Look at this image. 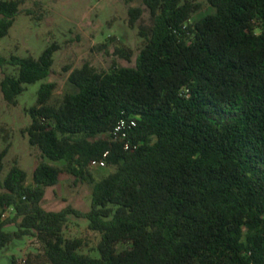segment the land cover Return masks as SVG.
<instances>
[{"label": "trees", "instance_id": "trees-1", "mask_svg": "<svg viewBox=\"0 0 264 264\" xmlns=\"http://www.w3.org/2000/svg\"><path fill=\"white\" fill-rule=\"evenodd\" d=\"M142 1L152 24L134 66L85 62L58 103L54 82L39 85L25 128L42 157L31 184L16 163L3 175L0 151V250L31 235L41 252L28 264H264V0H206L214 10L193 21V0ZM20 2L0 0V39ZM142 11L129 8L130 25ZM57 48L0 55L16 69L0 80L6 102L48 76ZM101 158L114 169L95 180ZM62 171L92 184L87 211L42 207ZM69 215L100 234L96 255L64 237Z\"/></svg>", "mask_w": 264, "mask_h": 264}, {"label": "rangeland", "instance_id": "rangeland-1", "mask_svg": "<svg viewBox=\"0 0 264 264\" xmlns=\"http://www.w3.org/2000/svg\"><path fill=\"white\" fill-rule=\"evenodd\" d=\"M200 4L190 18L196 20L213 11L206 0H193ZM141 7L142 14L130 25L128 10ZM19 13L6 36L0 39V55H32L37 57L43 48L54 42L58 48L53 53V64L45 79L28 84L17 97L15 104L6 102L0 91V151L6 147L3 158V175L16 163L26 171L27 185L32 182V172L42 160L37 147L28 143L25 128L31 118L28 108L34 103L36 90L43 81L55 83L52 103H58L66 91L70 71L87 62L97 71H108L112 66H134L136 55L142 46L140 30L148 29L152 20L142 0H21ZM16 72L14 66L0 65V80L5 74ZM113 166H90L95 180L113 170ZM74 177L62 171L58 182L45 187L41 205L46 210H60L70 205L81 211L90 207L91 183H74ZM6 216L13 215L11 207ZM83 217L69 215L63 227L66 238H81V253L96 255L100 238L97 231L87 226ZM15 229L13 224L5 227ZM123 245L119 244L121 249ZM41 252V244L34 236L15 238L0 250V264H28L27 255ZM33 264H37L33 257Z\"/></svg>", "mask_w": 264, "mask_h": 264}, {"label": "built area", "instance_id": "built-area-1", "mask_svg": "<svg viewBox=\"0 0 264 264\" xmlns=\"http://www.w3.org/2000/svg\"><path fill=\"white\" fill-rule=\"evenodd\" d=\"M132 124H134V122L131 121ZM123 127V122H120L113 130V139H116L118 137L123 138L125 137V132L121 131ZM120 132V136L118 135V133ZM128 144H125V147L127 148ZM106 155V152L103 154V156ZM90 166H97V167H101L105 165V160L103 158L101 159H93L90 161ZM3 217L6 216V212L4 211L2 214Z\"/></svg>", "mask_w": 264, "mask_h": 264}]
</instances>
